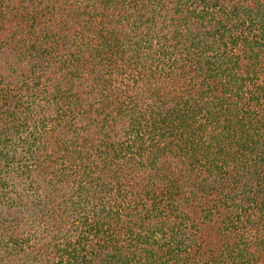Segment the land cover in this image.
<instances>
[{
  "label": "trees",
  "instance_id": "trees-1",
  "mask_svg": "<svg viewBox=\"0 0 264 264\" xmlns=\"http://www.w3.org/2000/svg\"><path fill=\"white\" fill-rule=\"evenodd\" d=\"M0 264H264V0H0Z\"/></svg>",
  "mask_w": 264,
  "mask_h": 264
}]
</instances>
